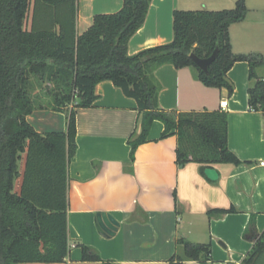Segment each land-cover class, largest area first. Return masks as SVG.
Segmentation results:
<instances>
[{"label":"trees","instance_id":"obj_1","mask_svg":"<svg viewBox=\"0 0 264 264\" xmlns=\"http://www.w3.org/2000/svg\"><path fill=\"white\" fill-rule=\"evenodd\" d=\"M152 0H124L114 13L97 14L82 34L77 32L78 0H0V264L19 262L62 263L70 254L69 166L77 152L76 109L94 105L96 87L109 80L137 102L139 132L129 137L131 158L149 141L153 122L164 123L161 138L178 136L179 167L197 162L203 170L217 163L247 164L228 145V115L222 110L180 112L161 107L162 84L156 70L172 64L193 67L206 86L234 91L228 76L236 62L250 65L248 89L251 109L264 112V66L261 53L236 54L230 27L246 19L247 0L222 10H180L173 14L174 39L170 43L128 51L132 36L145 23ZM217 50L208 72L192 60L195 53L209 58ZM54 81L52 109L67 112V130L41 133L29 122L35 104L30 92L32 77ZM25 154L21 176L19 162ZM176 196V194L174 193ZM237 209H210L209 213ZM244 237L254 247L244 264L263 259L264 232L252 214ZM183 253L170 264L198 260L210 264L211 244L179 238ZM83 259L103 260L83 245Z\"/></svg>","mask_w":264,"mask_h":264},{"label":"crops","instance_id":"obj_2","mask_svg":"<svg viewBox=\"0 0 264 264\" xmlns=\"http://www.w3.org/2000/svg\"><path fill=\"white\" fill-rule=\"evenodd\" d=\"M237 1L152 0L128 51L135 54L173 41L176 9H231ZM123 4L124 0H78V34L93 24L97 14L117 12ZM259 23V18L249 15L231 25L234 53H261L264 57ZM250 70L246 61L233 65L228 73L234 83L232 93L227 88L206 86L193 67L178 69L165 64L156 70L162 84L159 103L164 109L227 113L229 148L249 163L210 165L219 173L215 181L197 162L178 166V136L161 138L165 126L159 120L153 122L149 141L137 148L133 160L128 140L140 131L137 102L112 81L99 83L94 105L76 109L78 148L69 166L70 254L62 263L16 264H170L172 257L183 253L179 238L210 243V264H244L254 247V242L244 237L252 214H256L259 232H264V112L251 109ZM258 74L264 78V66L258 68ZM224 99L227 106L223 108ZM27 118L41 133L67 130L65 111L36 106ZM232 206L237 212L209 213L210 209ZM98 212L119 222L115 235L99 232ZM83 245L95 249L103 260H84ZM182 264L203 263L185 260ZM256 264H264L263 259Z\"/></svg>","mask_w":264,"mask_h":264},{"label":"rangeland","instance_id":"obj_3","mask_svg":"<svg viewBox=\"0 0 264 264\" xmlns=\"http://www.w3.org/2000/svg\"><path fill=\"white\" fill-rule=\"evenodd\" d=\"M249 11L247 16H256L259 18V27L262 34V42L264 46V0H252L248 3ZM264 48V47H263ZM30 92L32 94L34 104L37 107H49L53 106V98L55 91H58L57 85L54 81L42 80L37 76L32 77ZM25 168V154H23V159L19 162V171L21 176L15 180V190H19L22 181V173Z\"/></svg>","mask_w":264,"mask_h":264},{"label":"water","instance_id":"obj_4","mask_svg":"<svg viewBox=\"0 0 264 264\" xmlns=\"http://www.w3.org/2000/svg\"><path fill=\"white\" fill-rule=\"evenodd\" d=\"M216 55L217 50L209 58H201L195 53H192L190 56L200 69L208 72V67L211 62L215 59ZM205 174L209 179L213 181L219 178L218 171L213 167L205 168ZM96 225L100 233L106 236H112L115 235L116 231L118 230L119 222L108 213L98 212Z\"/></svg>","mask_w":264,"mask_h":264},{"label":"built area","instance_id":"obj_5","mask_svg":"<svg viewBox=\"0 0 264 264\" xmlns=\"http://www.w3.org/2000/svg\"><path fill=\"white\" fill-rule=\"evenodd\" d=\"M221 106L224 108L227 106V100L224 99L222 102H221ZM262 164H264V162H262Z\"/></svg>","mask_w":264,"mask_h":264}]
</instances>
